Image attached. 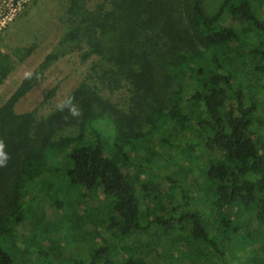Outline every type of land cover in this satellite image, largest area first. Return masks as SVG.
Wrapping results in <instances>:
<instances>
[{
    "label": "trees",
    "instance_id": "1",
    "mask_svg": "<svg viewBox=\"0 0 264 264\" xmlns=\"http://www.w3.org/2000/svg\"><path fill=\"white\" fill-rule=\"evenodd\" d=\"M60 22L33 73L67 52L88 63L67 95L83 116L65 119L56 107L14 114L35 75L0 106L10 156L0 167V264H54L63 232L87 255L60 264H147L131 242L143 237L166 260L178 234L203 243L187 247L203 264L229 263L208 219L234 232L253 211L264 226L255 99L264 91V0H216L210 11L203 0H67ZM8 62L0 53V84Z\"/></svg>",
    "mask_w": 264,
    "mask_h": 264
},
{
    "label": "rangeland",
    "instance_id": "2",
    "mask_svg": "<svg viewBox=\"0 0 264 264\" xmlns=\"http://www.w3.org/2000/svg\"><path fill=\"white\" fill-rule=\"evenodd\" d=\"M1 1L3 0H0V3ZM30 2L24 4L13 21L6 22L4 29L0 32V53L8 58V64L11 68L0 84V106L15 91L24 78L23 73L25 71L33 72L43 58L54 48L63 29L60 15L67 0H35L34 3ZM203 3L206 9L210 11L215 6L216 0H203ZM24 48L29 49V53L25 58L18 60L16 50ZM87 66L88 63L80 62L76 53H65L46 68L33 86L14 104L12 108L14 114H23L32 110H36L40 116L47 114L65 99L68 93L81 81ZM260 83L262 84L261 80H258V84ZM122 97L123 94L120 93L117 100H121ZM255 99L260 110L264 112V91L256 89ZM257 134L264 145V129L261 128ZM155 149L163 156L164 151L162 149L158 147ZM173 171L169 170L168 174L174 175ZM175 176L179 179L177 174ZM141 180L144 181L145 178L141 177ZM156 182L153 181L154 184ZM160 186L164 189L165 183L161 181ZM155 187L157 188V186ZM62 192L65 193L66 191L63 189ZM154 192L156 193V191ZM161 192L157 195L158 197H161ZM71 214H74L72 208ZM71 214L64 216V223H68ZM208 222L213 230H217V232H210L209 236L215 238L214 243L218 247L225 248L230 257L227 264H264V226L255 224L253 211L244 212L237 221H234L233 226L238 228L234 232H224L223 227L213 224L212 219H208ZM60 236L62 237L61 242H58L59 239L56 237H52L46 242V244L52 243V245L57 242L62 244L61 251L53 252L54 264H60L64 256L76 261L79 256L85 257L87 255L86 245L78 246V248L68 245V232H63ZM131 242L140 251L147 264H203L202 260L196 259L187 249L188 246L202 247L204 246L203 243L182 234L175 237V242L178 245L177 250L166 260L155 256V252L150 249V245L144 237L132 239ZM106 244L111 246L107 239ZM32 262H36L35 257L32 258Z\"/></svg>",
    "mask_w": 264,
    "mask_h": 264
},
{
    "label": "clouds",
    "instance_id": "3",
    "mask_svg": "<svg viewBox=\"0 0 264 264\" xmlns=\"http://www.w3.org/2000/svg\"><path fill=\"white\" fill-rule=\"evenodd\" d=\"M35 75L36 79H39V74H34L32 71H25L23 73L24 79L31 80L33 76ZM56 109L59 112H67V116L65 119L68 117H71L73 119H79L83 116V111L80 107V105L76 102L75 97L72 95L67 96L65 99L60 101L56 105ZM5 142L0 139V167H5L7 166V162L10 159V156L7 152H5Z\"/></svg>",
    "mask_w": 264,
    "mask_h": 264
},
{
    "label": "built area",
    "instance_id": "4",
    "mask_svg": "<svg viewBox=\"0 0 264 264\" xmlns=\"http://www.w3.org/2000/svg\"><path fill=\"white\" fill-rule=\"evenodd\" d=\"M31 0H3L0 3V32L6 22H11L21 7Z\"/></svg>",
    "mask_w": 264,
    "mask_h": 264
}]
</instances>
